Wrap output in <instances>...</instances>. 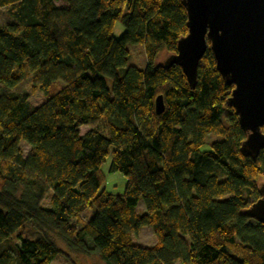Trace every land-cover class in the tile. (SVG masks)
I'll list each match as a JSON object with an SVG mask.
<instances>
[{"label": "trees", "instance_id": "1", "mask_svg": "<svg viewBox=\"0 0 264 264\" xmlns=\"http://www.w3.org/2000/svg\"><path fill=\"white\" fill-rule=\"evenodd\" d=\"M58 1L0 0L14 20L0 26V82L30 75L46 96L35 107L28 93L0 95V264L52 263L55 241L29 238L28 224L105 264H264V225L245 215L264 181V150L241 152L246 132L226 103L233 86L209 50L195 88L179 66L160 65L187 34L181 0ZM129 45L143 46L144 69L129 64ZM108 157V171L126 178L122 194L104 188ZM144 227L151 247L133 243Z\"/></svg>", "mask_w": 264, "mask_h": 264}, {"label": "water", "instance_id": "2", "mask_svg": "<svg viewBox=\"0 0 264 264\" xmlns=\"http://www.w3.org/2000/svg\"><path fill=\"white\" fill-rule=\"evenodd\" d=\"M181 4L187 34L177 41L176 53L160 59V65L165 70L179 66L195 88L200 61L209 50L217 72L227 86H233L226 103L246 132L241 152L256 159L264 150V0H181ZM164 110L163 96L158 95L155 112L160 115ZM258 194L245 215L264 225V181Z\"/></svg>", "mask_w": 264, "mask_h": 264}, {"label": "rangeland", "instance_id": "3", "mask_svg": "<svg viewBox=\"0 0 264 264\" xmlns=\"http://www.w3.org/2000/svg\"><path fill=\"white\" fill-rule=\"evenodd\" d=\"M58 7H66L67 3L63 0H60L56 3ZM14 23V20L10 18L6 12L5 8L0 9V26H6L8 24ZM124 33V27L121 23H116L114 27L113 34L116 38H119ZM128 49L130 51L129 64L135 65L140 69H144L146 66V56L144 52V48L141 45H129ZM64 84L60 81L53 83L50 94H54L63 88ZM28 93L29 102L31 105L38 107L40 106L46 99V96L39 89H35L32 86L31 76L28 75L20 84L15 87H8L4 83L0 82V95L3 94H24ZM101 124H95L93 126H84L81 127L80 132L84 134L95 127H100ZM220 138L216 136H210L208 139V143L211 144L215 141H219ZM22 148L24 152V156L27 157L30 152V147L26 143H22ZM204 149H208V145L203 146ZM111 162V157H108L106 162L102 165V172L105 175L106 181L104 188L108 192H112L115 194H122L125 190L126 186V178L120 173H110L108 171ZM49 195L45 197L42 202V205L48 206ZM136 212L138 214L145 213L144 202L141 199L136 208ZM94 210H89L83 218L87 220L88 218L93 217ZM26 234L31 239H40L42 237H46L52 241H55L56 246L59 250V253L56 255L51 264H105L104 261L100 258V255L96 251H91L87 256H82L79 254L73 253L67 245L57 237L55 233H53L49 229H45L42 233L35 230L31 224L26 226ZM16 236L9 241L10 245L15 244ZM133 243L135 245L141 247H151L156 243V237L154 235L153 229L151 227L141 228L137 235L133 234ZM8 244H4L2 248L6 247Z\"/></svg>", "mask_w": 264, "mask_h": 264}, {"label": "crops", "instance_id": "4", "mask_svg": "<svg viewBox=\"0 0 264 264\" xmlns=\"http://www.w3.org/2000/svg\"><path fill=\"white\" fill-rule=\"evenodd\" d=\"M88 219H90V218H88ZM88 219H87V220H88Z\"/></svg>", "mask_w": 264, "mask_h": 264}]
</instances>
